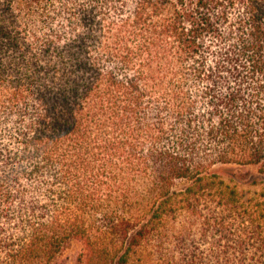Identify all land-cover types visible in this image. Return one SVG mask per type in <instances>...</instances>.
<instances>
[{"label":"trees","instance_id":"obj_1","mask_svg":"<svg viewBox=\"0 0 264 264\" xmlns=\"http://www.w3.org/2000/svg\"><path fill=\"white\" fill-rule=\"evenodd\" d=\"M127 3L0 0V264H264V0Z\"/></svg>","mask_w":264,"mask_h":264},{"label":"rangeland","instance_id":"obj_2","mask_svg":"<svg viewBox=\"0 0 264 264\" xmlns=\"http://www.w3.org/2000/svg\"><path fill=\"white\" fill-rule=\"evenodd\" d=\"M127 1H128L127 4L131 5L133 0H127ZM231 168H232V166H225V167H223V170L225 172H228ZM81 248H82V245L80 243H78V242H75V243H73L72 247L69 249V252L71 254L75 255V253L77 251H79Z\"/></svg>","mask_w":264,"mask_h":264}]
</instances>
